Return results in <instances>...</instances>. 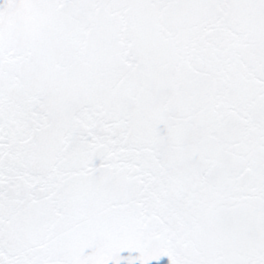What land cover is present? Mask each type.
<instances>
[{
    "label": "snow or ice",
    "instance_id": "6c2138e0",
    "mask_svg": "<svg viewBox=\"0 0 264 264\" xmlns=\"http://www.w3.org/2000/svg\"><path fill=\"white\" fill-rule=\"evenodd\" d=\"M0 264H264V0H0Z\"/></svg>",
    "mask_w": 264,
    "mask_h": 264
}]
</instances>
